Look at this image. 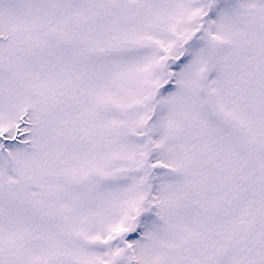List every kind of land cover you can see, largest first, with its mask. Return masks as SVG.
<instances>
[{
	"label": "snow or ice",
	"instance_id": "snow-or-ice-1",
	"mask_svg": "<svg viewBox=\"0 0 264 264\" xmlns=\"http://www.w3.org/2000/svg\"><path fill=\"white\" fill-rule=\"evenodd\" d=\"M0 264H264V0H0Z\"/></svg>",
	"mask_w": 264,
	"mask_h": 264
}]
</instances>
